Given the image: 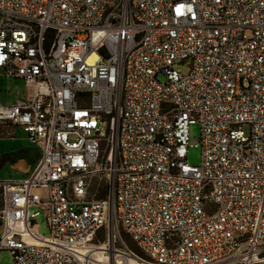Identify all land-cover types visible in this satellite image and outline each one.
Instances as JSON below:
<instances>
[{"label": "built area", "instance_id": "built-area-1", "mask_svg": "<svg viewBox=\"0 0 264 264\" xmlns=\"http://www.w3.org/2000/svg\"><path fill=\"white\" fill-rule=\"evenodd\" d=\"M3 78L33 87L0 122L41 153L0 180V254L97 264L112 225L147 264H262L264 0H0Z\"/></svg>", "mask_w": 264, "mask_h": 264}, {"label": "rangeland", "instance_id": "rangeland-1", "mask_svg": "<svg viewBox=\"0 0 264 264\" xmlns=\"http://www.w3.org/2000/svg\"><path fill=\"white\" fill-rule=\"evenodd\" d=\"M182 71L188 70L186 63H180L177 65ZM33 93V87L28 86L23 80L6 78L0 79V103L2 105H10L17 99H26ZM201 133V126L199 122H195L190 125V138L197 142ZM28 133L20 126H12L6 122H0V180L16 179L29 175L33 169V166L25 161L24 158L8 157V154L15 153L21 146H34ZM202 154L201 147L199 145H193L189 148L187 154V160L190 164L199 165L201 163ZM106 188V177L99 180L98 178L94 182V188ZM35 208V207H32ZM39 210V215L36 217L37 230L41 235H50L48 221L44 210ZM109 230L103 231L100 234V239H96V246L103 247L93 253V257L96 259L97 264H142L136 261V256L129 252V249L135 247V243L131 238L126 236L122 229V240L117 236L113 239V249H110L112 239L109 234L112 229V225H109ZM108 233V234H107ZM104 234V236H103ZM105 237L103 240L102 238ZM110 241V242H109ZM109 249H106L107 247ZM112 247V245H111ZM106 249V250H105ZM118 251V252H117ZM135 252V251H134ZM138 259V258H137ZM0 264H14V255L10 250L4 249L0 254ZM240 264V263H236ZM264 264V261L262 262Z\"/></svg>", "mask_w": 264, "mask_h": 264}, {"label": "crops", "instance_id": "crops-1", "mask_svg": "<svg viewBox=\"0 0 264 264\" xmlns=\"http://www.w3.org/2000/svg\"><path fill=\"white\" fill-rule=\"evenodd\" d=\"M20 149H23V151H22V153L20 155H18L16 157L24 158L25 161L29 164V166H34L35 164L33 163V161L35 160L37 155L39 153H41V152L38 153V150L40 151V148L37 145H34V146H21ZM26 176L19 177V178H24ZM19 178H16V179H19Z\"/></svg>", "mask_w": 264, "mask_h": 264}, {"label": "trees", "instance_id": "trees-1", "mask_svg": "<svg viewBox=\"0 0 264 264\" xmlns=\"http://www.w3.org/2000/svg\"><path fill=\"white\" fill-rule=\"evenodd\" d=\"M22 151H23V149H20V150L16 151L15 153L8 154V157L11 158L12 155H15V157H16V156L20 155V154L22 153ZM39 152H40V151L38 150V153H39ZM39 156H40V153L37 155V157H36L35 160L33 161L34 164L37 162ZM34 164H33V165H34ZM105 195H106V188H105V187H104V188H100V191H99V193H98V196H99V197H104ZM1 204H2V196H1V193H0V206H1ZM101 233H103V232H101ZM101 233L97 234L96 239L101 240V239L99 238ZM124 234H125L126 236L129 237V235L126 234L125 232H124ZM103 236H104V234H103ZM129 238H130V237H129ZM102 239L104 240L105 237H103ZM132 241H133V240H132ZM133 242H134V241H133ZM134 243H135V242H134ZM133 251H135L140 257L147 259V257H146V256L143 254V252H142V251L136 246V244H135V247L133 248Z\"/></svg>", "mask_w": 264, "mask_h": 264}, {"label": "bare ground", "instance_id": "bare-ground-1", "mask_svg": "<svg viewBox=\"0 0 264 264\" xmlns=\"http://www.w3.org/2000/svg\"><path fill=\"white\" fill-rule=\"evenodd\" d=\"M112 239V243H111V245H112V247H111V245L109 244V246H110V249L112 248V250H115V249H113V237L112 236H110V240ZM110 242V241H109ZM107 247V246H106ZM103 247H101V245L100 246H97V247H93L92 249H91V251L92 252H95L96 250H98V249H102ZM106 249H109L108 247L106 248ZM105 249V250H106ZM118 252V251H117ZM94 260L96 261V259L94 258ZM136 261L138 262V263H142V264H147L146 262H144V261H142V260H140V259H137L136 258ZM97 262V261H96Z\"/></svg>", "mask_w": 264, "mask_h": 264}, {"label": "water", "instance_id": "water-1", "mask_svg": "<svg viewBox=\"0 0 264 264\" xmlns=\"http://www.w3.org/2000/svg\"><path fill=\"white\" fill-rule=\"evenodd\" d=\"M142 261H144V260H142ZM144 262H146V261H144ZM147 263V262H146Z\"/></svg>", "mask_w": 264, "mask_h": 264}]
</instances>
